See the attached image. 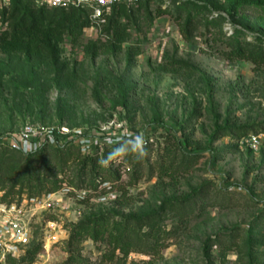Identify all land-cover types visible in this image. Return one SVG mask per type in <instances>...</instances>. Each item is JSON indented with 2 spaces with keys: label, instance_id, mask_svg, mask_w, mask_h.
<instances>
[{
  "label": "rangeland",
  "instance_id": "1",
  "mask_svg": "<svg viewBox=\"0 0 264 264\" xmlns=\"http://www.w3.org/2000/svg\"><path fill=\"white\" fill-rule=\"evenodd\" d=\"M195 1L118 7L121 47L91 24L54 53L0 52V133L32 123L98 138L44 156L56 192L24 176L25 156L0 149V201L40 200L34 240L11 264H264V13L232 20L225 0ZM7 26L0 13V33ZM127 132L147 154L109 159ZM246 133L261 136L257 149L240 145ZM100 216L99 240L72 239Z\"/></svg>",
  "mask_w": 264,
  "mask_h": 264
},
{
  "label": "trees",
  "instance_id": "2",
  "mask_svg": "<svg viewBox=\"0 0 264 264\" xmlns=\"http://www.w3.org/2000/svg\"><path fill=\"white\" fill-rule=\"evenodd\" d=\"M150 1L151 0H146L137 5L149 6ZM187 3L188 2H186V4ZM225 3L228 17L230 19L232 18V20L239 11L244 8H256L264 13V0H225ZM193 5L199 8L207 6V4L205 5L202 3V0L199 2L195 1ZM123 6L125 5L120 4L113 7L111 13L105 17V21L100 26L103 27L102 31L106 33L112 32L114 34L120 47L124 42V34L121 28L119 14L116 9ZM0 10L4 22L8 24L3 32L0 33V52L7 55L22 53L28 56L40 57L43 54L54 53L59 49L60 44L65 40V37L71 36L78 38L85 28L93 24L90 21L89 14L84 10L55 9L52 10V12L48 8L37 7L32 0H12L8 6L3 9L0 8ZM222 19H225L224 16H211L209 23H215ZM235 30V40L240 39L239 35L243 37L245 36L244 34H241L243 30L239 29L237 26H235ZM256 39L259 41L264 39V37L259 36ZM97 48L98 46L96 42H90L87 51L94 53ZM249 135L252 134H244L240 137V140ZM49 148L50 147H44L40 151L30 155H24L18 151L10 149L9 147L0 149H5L7 152L10 151L25 156L27 164L24 168V176H26L30 182H32V180H38L40 184L50 182L51 185L47 191L56 192L61 188V182L57 179V176L53 172V167L49 165L44 156L48 151L57 153L68 151V155H71L74 151L81 150L70 144H65L52 149ZM4 157L5 156L3 155L0 156V171L4 168V163H6V158ZM39 159L43 164L48 165L45 175L37 170L36 163H38ZM94 165L96 166V164ZM11 168L15 169L14 166H11ZM48 177L52 180H49ZM2 182L3 180L0 179V185ZM43 187L46 188V185ZM122 195L125 198V194ZM106 222L107 218L102 216L90 219L75 228L72 239L75 241L79 236H82L85 233H91L94 240H99L105 230ZM116 230L118 231V235L122 237L126 228L118 226ZM35 252H37V249L30 251V254L33 256ZM9 264H11V261Z\"/></svg>",
  "mask_w": 264,
  "mask_h": 264
},
{
  "label": "built area",
  "instance_id": "3",
  "mask_svg": "<svg viewBox=\"0 0 264 264\" xmlns=\"http://www.w3.org/2000/svg\"><path fill=\"white\" fill-rule=\"evenodd\" d=\"M12 0H0V8L3 9ZM37 7L48 9H75L84 10L89 14L90 21L98 26L105 21L113 7L123 4L127 7L135 6L146 0H32ZM106 131V130H104ZM104 139L106 132H103ZM74 135V139L70 138ZM127 136L134 139L133 133ZM98 138L89 135L71 134L63 128H49L39 124L27 123L21 129L12 132L0 133V146L9 147L24 155L34 154L44 147H59L65 144L74 145L83 151L91 149V143ZM261 136L249 135L240 140L242 147L257 149L261 144ZM50 195L49 198L54 197ZM47 201V200H46ZM45 199L41 201L44 203ZM40 209V200L29 202H3L0 201V264H9L17 259L21 253L32 244L34 240L33 219Z\"/></svg>",
  "mask_w": 264,
  "mask_h": 264
},
{
  "label": "clouds",
  "instance_id": "4",
  "mask_svg": "<svg viewBox=\"0 0 264 264\" xmlns=\"http://www.w3.org/2000/svg\"><path fill=\"white\" fill-rule=\"evenodd\" d=\"M129 145H131L130 149ZM129 150L136 152L139 158H143L147 154L143 136L137 135L132 141H127L122 144L119 148L114 149L113 153L110 154L109 159H112L117 154L123 155ZM104 163H107V161H104Z\"/></svg>",
  "mask_w": 264,
  "mask_h": 264
}]
</instances>
